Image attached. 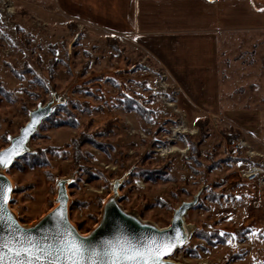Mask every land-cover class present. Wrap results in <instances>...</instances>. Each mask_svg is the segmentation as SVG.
Returning a JSON list of instances; mask_svg holds the SVG:
<instances>
[{"label": "rangeland", "instance_id": "rangeland-1", "mask_svg": "<svg viewBox=\"0 0 264 264\" xmlns=\"http://www.w3.org/2000/svg\"><path fill=\"white\" fill-rule=\"evenodd\" d=\"M233 49L221 111L200 113L128 38L0 0V151L53 93L66 102L33 136L30 157L5 172L19 222L38 223L57 207L58 181L72 179L69 216L86 235L128 173L120 204L161 229L201 193L186 216L190 242L170 261L264 264V187L241 178L264 159V32ZM239 140L248 148L234 152Z\"/></svg>", "mask_w": 264, "mask_h": 264}, {"label": "crops", "instance_id": "crops-1", "mask_svg": "<svg viewBox=\"0 0 264 264\" xmlns=\"http://www.w3.org/2000/svg\"><path fill=\"white\" fill-rule=\"evenodd\" d=\"M16 1L128 38L200 113L221 111L224 59L264 32V0Z\"/></svg>", "mask_w": 264, "mask_h": 264}, {"label": "snow or ice", "instance_id": "snow-or-ice-1", "mask_svg": "<svg viewBox=\"0 0 264 264\" xmlns=\"http://www.w3.org/2000/svg\"><path fill=\"white\" fill-rule=\"evenodd\" d=\"M35 123L33 120V125ZM19 144V149L0 154V166L9 167L13 157L23 150V141ZM0 181V223H7L11 233L10 239L0 243V264H164L162 257L188 239L187 233L179 228H174L171 236L165 232L140 240L123 232L98 242L79 237L68 221L67 195L61 190L58 198L61 206L50 216L55 218L56 232L38 240L29 230L21 229L15 217L6 210L12 187L6 177H0Z\"/></svg>", "mask_w": 264, "mask_h": 264}, {"label": "water", "instance_id": "water-1", "mask_svg": "<svg viewBox=\"0 0 264 264\" xmlns=\"http://www.w3.org/2000/svg\"><path fill=\"white\" fill-rule=\"evenodd\" d=\"M65 100L62 97L57 96L55 93L52 94V99L44 106H39L38 108L32 110L29 113V121L26 125L20 130L19 134L13 137L10 140V144L0 151V154H7L13 148H20V141H23V150L19 151L18 155L13 157V162L9 165L8 168H4L0 166V177H6L7 181L10 182L12 187V193L7 205V211H10L11 215L15 217V220L18 222L19 227L21 229L29 230V234L35 237L38 240H42L44 237L53 236L57 229V224L54 217H51V214L55 212L61 206V201L58 199L61 195V190L67 195V217L71 226L76 230L79 234V237L92 240L93 242H98L103 239H111L116 235L123 232L124 234L134 237L137 240L147 239L153 236H159L161 233H168L169 236L174 235V228H179L182 232H186L188 235V239L182 246H178L172 249L169 253L162 257L164 264H178L169 260V257L172 256L176 251L183 249L190 242L192 236V229L189 224L186 222V216L188 212L196 207L198 204L201 193H198L192 201L183 202L174 212L172 221L170 225L166 228H158L157 226L144 222L140 217L135 215L134 213L128 212L125 210L120 204V194L119 190L122 187L125 179L128 176L126 173L120 179H117L111 183L112 185V197L106 202L101 221L91 232L88 234H82L71 222L69 216V195L67 186L71 185L72 179H61L57 183L58 191H57V207L52 209L48 214H46L42 219L38 221L32 227H24L19 220L17 219L15 213L11 209V198L14 193V188L11 180L5 174L17 160L28 155L31 152L29 144L33 138V136L38 131L41 124L46 121L55 111L56 108L63 106L65 104ZM33 120L36 123L33 125ZM27 130V132H26ZM2 183V181H0ZM112 201V203H109ZM10 226L7 223H0V243L5 240L10 239L11 233L8 231Z\"/></svg>", "mask_w": 264, "mask_h": 264}, {"label": "built area", "instance_id": "built-area-1", "mask_svg": "<svg viewBox=\"0 0 264 264\" xmlns=\"http://www.w3.org/2000/svg\"><path fill=\"white\" fill-rule=\"evenodd\" d=\"M166 79V74L164 72L161 73L159 82L162 87V90L164 91H168ZM175 93L177 94L179 93V91H175ZM231 148L234 150V152H238L240 149H247L248 146L244 141L239 140L237 142L232 143ZM241 178L247 184H255L264 187V159L259 165H249V167L242 172Z\"/></svg>", "mask_w": 264, "mask_h": 264}, {"label": "trees", "instance_id": "trees-1", "mask_svg": "<svg viewBox=\"0 0 264 264\" xmlns=\"http://www.w3.org/2000/svg\"><path fill=\"white\" fill-rule=\"evenodd\" d=\"M56 62H54V64H55ZM53 67V66H52ZM52 72V71H51ZM53 74V73H52ZM52 74H51V76H52ZM5 91V90H4ZM2 92V91H1ZM58 108H64L63 106H60V107H58ZM143 115V114H142ZM51 117H52V115L47 119L48 120V122L51 120ZM200 123V122H199ZM30 157V155H26V156H24V157H22V158H20V159H23V160H26V159H28ZM9 171V170H8Z\"/></svg>", "mask_w": 264, "mask_h": 264}, {"label": "bare ground", "instance_id": "bare-ground-1", "mask_svg": "<svg viewBox=\"0 0 264 264\" xmlns=\"http://www.w3.org/2000/svg\"><path fill=\"white\" fill-rule=\"evenodd\" d=\"M172 106V105H171ZM173 150V149H172Z\"/></svg>", "mask_w": 264, "mask_h": 264}]
</instances>
